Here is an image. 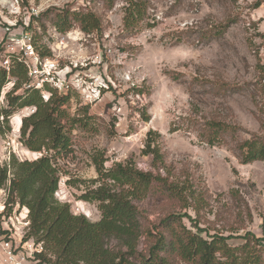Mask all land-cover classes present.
<instances>
[{
	"label": "rangeland",
	"instance_id": "1",
	"mask_svg": "<svg viewBox=\"0 0 264 264\" xmlns=\"http://www.w3.org/2000/svg\"><path fill=\"white\" fill-rule=\"evenodd\" d=\"M47 1H20L18 10L16 0H0V60L7 43L6 29L15 35L23 28V6H47L34 25L45 32L53 27L56 11L78 6L80 0L63 6H50ZM257 1L151 0L146 19L127 32L123 29L124 0H118L111 10L101 0H83L80 10L85 7L100 18L103 34L86 35L80 30L83 41L69 47L71 61L78 63L76 69L72 66L73 73L83 77V97L73 92L64 106L71 122H80L67 126L73 154L60 162L65 175L56 199L69 204L72 214L99 221L95 205L79 198L88 182L97 178L91 158L103 154L106 169L133 162L139 170L150 172L151 158L143 156L142 150L146 134L154 131L165 166L180 181L188 177L206 206L197 215L152 193L140 205L147 223L157 225L175 214L206 239L219 234L231 246L241 244L247 232L264 239V162L241 165L236 150L251 134H261L264 126L259 79L264 69V31L259 25L264 18L259 19L253 9ZM225 23L230 26L223 35H213L218 31L214 28ZM35 44L44 49V40ZM14 81L10 78L9 83ZM8 84L2 89L1 107L6 106L5 94L12 89ZM32 111L25 108L10 117V132L0 136L1 166L11 155L21 161L40 156L18 141L21 121ZM212 119L241 130L222 135L209 146L200 136L204 122ZM68 179L75 183L66 184ZM5 201L6 192L0 189V202ZM23 209L15 205L0 216V236L6 241L7 229L23 227ZM147 246L141 239L138 250L144 252ZM175 264L186 263L175 259Z\"/></svg>",
	"mask_w": 264,
	"mask_h": 264
},
{
	"label": "trees",
	"instance_id": "2",
	"mask_svg": "<svg viewBox=\"0 0 264 264\" xmlns=\"http://www.w3.org/2000/svg\"><path fill=\"white\" fill-rule=\"evenodd\" d=\"M101 1L105 9L111 10L118 0ZM150 1L124 0L125 31H133L146 19ZM262 2L257 1L253 9H258ZM84 9L72 11L66 7L56 11L53 27L60 33L76 28L86 35L102 36L100 18ZM229 26L225 23L214 28L218 31L213 35H223ZM39 50L43 54L42 49ZM259 76L264 95L263 68ZM10 78L15 81L5 94L6 106H0V136L10 132L9 119L14 113L34 108V113L21 121L18 141L27 151L40 156L21 161L11 155L6 165H0V189L6 192L7 214L15 205L28 210L29 227L23 242L33 240L34 244H42V252L34 255L38 264H175V259L186 264H262L264 239L249 232L241 244L231 246L227 238L219 234L206 239L201 231L188 229L179 215H168L157 225L147 223L140 205L152 193L197 215L206 206L203 195L193 189L188 177L180 181L174 177L172 169L165 166L157 141L159 135L154 131L146 134L142 150L143 156L151 158L152 171L143 172L133 162L116 163L106 169L103 154L96 153L91 161L97 178L88 182L89 186L79 198L94 204L100 219L91 222L83 215L72 214L70 205L59 202L55 194L65 175L60 162L73 154L67 126L80 121L71 122L64 110L69 97L51 95L45 102L39 92L25 88L27 72L13 59L9 72L0 70V96ZM223 87L230 88L226 84ZM19 90L22 92L17 93ZM202 126L200 138L209 146H214L220 136L235 135L241 130L215 119L205 121ZM261 128V134H251L236 145L241 165L264 162V126ZM74 183L72 179L66 181V184ZM141 239L148 245L144 252L138 250Z\"/></svg>",
	"mask_w": 264,
	"mask_h": 264
},
{
	"label": "built area",
	"instance_id": "3",
	"mask_svg": "<svg viewBox=\"0 0 264 264\" xmlns=\"http://www.w3.org/2000/svg\"><path fill=\"white\" fill-rule=\"evenodd\" d=\"M20 1L16 0L18 10L20 9ZM74 1L54 2V0H48L47 4H51L50 6H63L64 4H72ZM79 5L83 6V0L79 1L78 6H72L71 10L79 11ZM45 6L44 3L39 6L28 3V5L22 7L24 15L22 30L13 35L10 33L9 28L6 29L8 37L3 57L0 60V70L9 72L12 59L22 64L27 72L28 79L25 88L39 92L45 102L49 100L51 95L67 97L73 92H77L82 98L83 77L73 73V70L78 67V63L75 64L71 61L74 60L72 58L73 51H70L69 47L74 42L83 41V33L78 29L60 33L54 27L43 32L39 27L34 26L35 21L46 9L47 6ZM39 39L45 42L42 45L44 49L39 48L42 49L43 54L35 47V43ZM65 62L66 64L62 65ZM79 64L81 65V63ZM72 66L74 69H72ZM8 86L13 87V84L9 83ZM33 113L34 111H32ZM4 210L5 202H0V216H2ZM22 215L23 227L21 230L12 225L13 231L7 229L10 232L7 237L8 241H6V237L0 236V264H29L30 262L31 264H38L34 260V255L42 252V245L34 244L32 240L23 242L26 234L25 230H28L29 227L28 210L26 208L23 209Z\"/></svg>",
	"mask_w": 264,
	"mask_h": 264
},
{
	"label": "crops",
	"instance_id": "4",
	"mask_svg": "<svg viewBox=\"0 0 264 264\" xmlns=\"http://www.w3.org/2000/svg\"><path fill=\"white\" fill-rule=\"evenodd\" d=\"M256 10H257V16H258V18L259 19L264 18V6L263 7H259ZM259 22H261V21L259 20ZM259 26H260L261 32H263L264 31V19H263V21L261 22V24ZM29 264H31V263H29Z\"/></svg>",
	"mask_w": 264,
	"mask_h": 264
}]
</instances>
